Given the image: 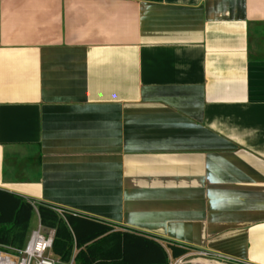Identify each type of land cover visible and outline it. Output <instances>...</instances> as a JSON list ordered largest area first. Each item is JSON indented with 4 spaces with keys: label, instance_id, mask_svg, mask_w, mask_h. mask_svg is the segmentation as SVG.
Returning <instances> with one entry per match:
<instances>
[{
    "label": "crops",
    "instance_id": "crops-1",
    "mask_svg": "<svg viewBox=\"0 0 264 264\" xmlns=\"http://www.w3.org/2000/svg\"><path fill=\"white\" fill-rule=\"evenodd\" d=\"M0 189L264 264V0H0Z\"/></svg>",
    "mask_w": 264,
    "mask_h": 264
},
{
    "label": "trees",
    "instance_id": "trees-1",
    "mask_svg": "<svg viewBox=\"0 0 264 264\" xmlns=\"http://www.w3.org/2000/svg\"><path fill=\"white\" fill-rule=\"evenodd\" d=\"M0 189V244L22 248L35 206L41 226L54 230L52 253L77 264H170L188 253L185 246L162 244L149 235L48 203H35Z\"/></svg>",
    "mask_w": 264,
    "mask_h": 264
},
{
    "label": "built area",
    "instance_id": "built-area-1",
    "mask_svg": "<svg viewBox=\"0 0 264 264\" xmlns=\"http://www.w3.org/2000/svg\"><path fill=\"white\" fill-rule=\"evenodd\" d=\"M54 230L45 228L41 225L32 230L22 248L12 249L0 244V264H77L75 261L76 251L74 250L71 258L67 261L52 259V242ZM198 258L185 260L188 255L179 258H172L170 264H247L241 260L224 255L221 253L200 251ZM190 256V255H189ZM188 256V257H189Z\"/></svg>",
    "mask_w": 264,
    "mask_h": 264
},
{
    "label": "rangeland",
    "instance_id": "rangeland-1",
    "mask_svg": "<svg viewBox=\"0 0 264 264\" xmlns=\"http://www.w3.org/2000/svg\"><path fill=\"white\" fill-rule=\"evenodd\" d=\"M37 218H36V214H34V217H33V223H32V225L30 226V232L32 231V230H35V229H37L38 227V225H37V220H36ZM29 232V233H30ZM200 251H194V252H192V254L188 257L187 256V258H185V260L187 261V260H191V259H193V258H198L199 257V253ZM51 258L52 259H57V257L55 256V255H51Z\"/></svg>",
    "mask_w": 264,
    "mask_h": 264
},
{
    "label": "bare ground",
    "instance_id": "bare-ground-1",
    "mask_svg": "<svg viewBox=\"0 0 264 264\" xmlns=\"http://www.w3.org/2000/svg\"><path fill=\"white\" fill-rule=\"evenodd\" d=\"M206 264H215V263L206 262Z\"/></svg>",
    "mask_w": 264,
    "mask_h": 264
}]
</instances>
